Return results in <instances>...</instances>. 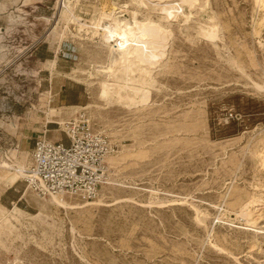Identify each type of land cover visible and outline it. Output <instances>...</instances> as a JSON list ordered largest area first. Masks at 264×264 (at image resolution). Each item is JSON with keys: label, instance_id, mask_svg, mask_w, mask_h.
<instances>
[{"label": "rangeland", "instance_id": "rangeland-1", "mask_svg": "<svg viewBox=\"0 0 264 264\" xmlns=\"http://www.w3.org/2000/svg\"><path fill=\"white\" fill-rule=\"evenodd\" d=\"M104 1L0 0V264H264V7L114 0L119 20L136 12L169 37L153 73L131 74V104L103 90L118 67L80 25L107 23ZM83 120L116 147L109 179L95 200L59 199L94 206L11 183L37 139L67 143Z\"/></svg>", "mask_w": 264, "mask_h": 264}, {"label": "bare ground", "instance_id": "bare-ground-1", "mask_svg": "<svg viewBox=\"0 0 264 264\" xmlns=\"http://www.w3.org/2000/svg\"><path fill=\"white\" fill-rule=\"evenodd\" d=\"M259 1L264 7V0H259ZM134 2L137 5V7H142V6L148 7L147 6L148 3L146 4L145 0H134ZM195 3L197 2L195 1ZM151 4L154 8L156 9L158 8V5H154L155 3L151 2ZM118 7L119 6L116 5L114 0H105L104 3L102 4V8H100V13L104 16L105 19H107L108 22L101 25L93 24V26H88L87 24H80V25L82 27H87V28L89 27L93 30V37L100 39L101 42L109 48L110 56L113 55L114 63L118 67V70L114 69L112 72H110L111 73L110 78L116 77L117 73H119L117 80H114L112 82H104L102 84L103 90L105 92L110 93V95L112 96L113 95L117 96L119 100H126L131 104H136L138 102V97L143 95L144 86L142 87L139 84V82L136 80V78L131 74L132 73L135 74L136 72H138L139 76L140 75L142 76L143 73L146 72L153 73V70L155 69L154 66L158 63V61H160L162 54H164L162 49H165L167 40L169 39L168 31L165 28H163L161 25L157 24L156 21L149 19L150 17L149 18L146 17L145 20L139 21L137 18L138 13L136 12L133 13L134 14L133 23L130 24L125 22L124 20L121 21L119 20L118 17H116L117 12L119 13V11L121 10V8ZM64 8H66L65 4H64ZM160 8H161L160 10H162L163 13L165 14V17L162 16L163 19L165 20H170L171 17H174L179 13V9L171 4L170 5L166 4L164 6H161ZM3 10H5V8H2L1 11ZM69 13L70 12H68V9L67 11L61 10V12H59L57 17L55 18L56 22L59 21L60 17L61 20L62 19L64 20L68 15L71 16V14ZM12 18L14 17H11V21ZM207 27L209 28V26ZM215 30L217 29L210 30L209 32L210 35L208 36L210 40H215L218 38L217 31ZM110 156L107 159H109ZM27 175H28L27 171L16 174L12 177L11 183L15 185L20 180L26 181L28 178ZM29 187L31 188V186ZM35 194L39 198H44V200H51L53 204L57 205L58 207L66 208V209L85 208L92 205L94 206V204H96V203L87 202L85 203L84 206L71 207L67 203H65L64 200L59 199L58 197L55 196L42 197L39 196L36 192ZM244 208L247 211L250 209L249 206L247 207L245 206ZM246 210L243 209L244 212Z\"/></svg>", "mask_w": 264, "mask_h": 264}, {"label": "built area", "instance_id": "built-area-1", "mask_svg": "<svg viewBox=\"0 0 264 264\" xmlns=\"http://www.w3.org/2000/svg\"><path fill=\"white\" fill-rule=\"evenodd\" d=\"M65 134L67 143L36 140L26 183L42 197L95 200L108 182L107 158L116 147L85 120L68 124Z\"/></svg>", "mask_w": 264, "mask_h": 264}]
</instances>
